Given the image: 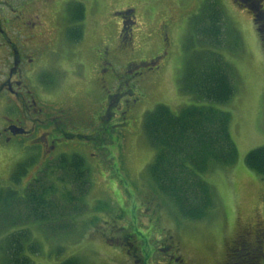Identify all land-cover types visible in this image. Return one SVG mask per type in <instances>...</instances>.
Here are the masks:
<instances>
[{
  "label": "rangeland",
  "instance_id": "374dc122",
  "mask_svg": "<svg viewBox=\"0 0 264 264\" xmlns=\"http://www.w3.org/2000/svg\"><path fill=\"white\" fill-rule=\"evenodd\" d=\"M65 1L82 4L85 19L81 23L82 41L72 48V83L61 89L67 94L61 97L60 106L70 108L78 103V114L84 117L83 109L92 110L94 96L102 102L105 92L115 93L117 84L110 76L104 90L97 81L103 75L97 74L94 65L98 45L109 48L108 59L114 61L120 76L128 62L146 63L161 54L163 58L153 68L135 70L132 90L141 94L142 102L126 128L114 120L99 123L97 113L90 125L77 123L78 131H91L86 143L96 146L84 154L90 178L85 208L73 220L70 217L73 225L71 222L68 235L48 236L36 225L29 226L41 244L36 256L26 253L31 262L58 264L76 258L80 264H222L233 248L230 242L244 233L239 232L244 228L257 229L250 231L248 240L264 246V176L245 165L246 154L264 146V32L256 30L247 10L236 7L231 0H217L231 37L215 52L234 72L233 98L218 105L196 100L177 88L184 59L196 46L188 21L204 0ZM128 9L134 20L132 41L122 47L120 20L114 14ZM158 104L174 114L190 105L213 107L229 114L236 162L204 174L203 180L215 194V205L202 221L176 216L166 200L155 194L146 175L155 153L146 143L142 121ZM0 182L7 183L4 178ZM58 249L61 253L57 254ZM249 252L244 254L248 257Z\"/></svg>",
  "mask_w": 264,
  "mask_h": 264
},
{
  "label": "trees",
  "instance_id": "16d2710c",
  "mask_svg": "<svg viewBox=\"0 0 264 264\" xmlns=\"http://www.w3.org/2000/svg\"><path fill=\"white\" fill-rule=\"evenodd\" d=\"M69 7L72 29L67 39L77 44L84 32L81 23L85 19V8L74 2ZM188 23L196 46L193 45L184 59L178 90L209 104L229 102L234 94V72L222 55L215 52L225 47L231 37L224 11L217 0H204ZM142 122L146 143L155 153L146 169L155 194L166 200L175 215L183 220L206 219L214 208L215 194L203 180L204 174L236 162L237 150L229 133V114L202 105L186 106L174 114L158 104ZM245 165L264 176V146L248 152ZM23 173V168H18L12 181L17 184ZM89 179V170L82 157L64 155L54 162L51 173L45 169L33 185L24 189L23 196L13 187H0L1 264H33L26 253L36 256L41 252V244L35 240L29 226L36 225L48 236L68 235L73 225L70 219L85 208L83 201ZM239 240L246 241V238L241 236ZM253 246L239 253L232 246L227 255L228 264H264V246ZM247 251H250L248 257L244 254ZM58 264L80 263L76 258H69Z\"/></svg>",
  "mask_w": 264,
  "mask_h": 264
},
{
  "label": "flooded vegetation",
  "instance_id": "af4514ba",
  "mask_svg": "<svg viewBox=\"0 0 264 264\" xmlns=\"http://www.w3.org/2000/svg\"><path fill=\"white\" fill-rule=\"evenodd\" d=\"M231 1L236 7L247 10L259 33L264 30V0ZM70 3L65 0H0V181L4 178L7 182L6 185L0 182V187H13L22 196L23 190L33 185L45 169L51 173V167L61 156L77 155L85 161V152L96 147L86 143L91 131H78V122L90 125L97 113L99 123L114 120L119 127L126 128L142 102L141 94L132 90L135 70L153 68L163 58L161 54L146 63L128 62L120 76L114 61L111 63L108 59L109 48L94 45L93 51L96 52L94 47L98 49L95 70L103 74L96 78L100 89L104 90L110 76L117 84L115 93L105 92L102 102L94 96L92 110L83 109L84 117L78 114L81 110L78 103L70 108L60 106L61 97L67 94L61 89L72 83L70 67L74 44L67 39L72 29ZM131 12L128 9L115 13L120 14L117 17L122 47L132 41ZM164 40L167 42L168 38ZM90 156L97 158L95 154ZM20 167L24 173L15 184L12 178ZM254 230L257 232V229L245 228L239 231L244 233L232 240L229 247L233 246L238 253L244 248L250 249L254 239L248 238ZM241 236L246 241L239 240ZM222 264H228L227 259Z\"/></svg>",
  "mask_w": 264,
  "mask_h": 264
},
{
  "label": "water",
  "instance_id": "95a60500",
  "mask_svg": "<svg viewBox=\"0 0 264 264\" xmlns=\"http://www.w3.org/2000/svg\"><path fill=\"white\" fill-rule=\"evenodd\" d=\"M116 15H120V14H116Z\"/></svg>",
  "mask_w": 264,
  "mask_h": 264
}]
</instances>
